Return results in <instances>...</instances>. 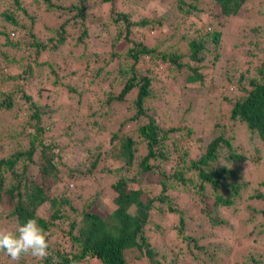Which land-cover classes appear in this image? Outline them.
Here are the masks:
<instances>
[{
    "label": "trees",
    "instance_id": "trees-1",
    "mask_svg": "<svg viewBox=\"0 0 264 264\" xmlns=\"http://www.w3.org/2000/svg\"><path fill=\"white\" fill-rule=\"evenodd\" d=\"M12 1L15 8L24 10L22 0ZM42 1L57 18L55 25L43 27L45 32L39 30L43 35L35 27L26 32L12 7H0V16L10 25L0 28L4 37L0 43V143L12 148L5 153L0 147V205H8L16 227L36 219L45 229L58 264L89 259L98 264H227L217 255L218 246L210 244L213 240L208 242L197 230L191 233L193 224L196 228L206 224L212 237L236 222L242 235H254V245L264 249L260 238L264 235V192L260 189L264 180L250 184L242 168L249 161L257 167L264 163V0H171L165 10L174 9L179 28L185 22L188 30H183L185 36L181 34L186 44L175 52L160 51L133 37L135 33L144 37L166 20L163 16L146 13L135 19L139 16L135 10L120 8L114 0ZM242 9L246 10L245 23L237 30L230 52L224 44L226 27ZM90 16L105 27L109 19L119 26L109 56L101 57L104 48L93 49L88 43L91 29L86 20ZM16 34L26 37L21 40ZM64 46H70L67 53L61 51ZM220 60L224 61L222 98L229 106L226 122H216L205 129L204 136L203 131L198 136L187 130L186 139H177L181 128L164 126L155 115L154 72L166 63L173 72L185 69L182 80L191 88L189 84L203 85L205 68L215 70ZM112 102L128 103L127 117L113 131ZM77 115L83 119L76 128L71 116ZM128 124H135V135L128 133ZM79 129L109 136L101 144L105 147L84 146L87 168L83 173L99 171L112 177L107 196L113 208L102 216L85 207L77 221L64 204L77 209L69 204L70 199L60 198L59 191L82 170L78 163L74 167L67 163L64 169L56 158L64 147L76 143ZM24 138L25 147H12ZM186 140L197 149L188 152L183 146ZM30 163L37 169L31 170ZM195 198L196 208L188 205ZM261 200L259 208L257 203L248 205ZM45 204L52 209L48 218L39 212ZM56 220L68 224L70 249L57 241L51 243ZM166 236L169 240L164 242ZM257 254L249 252V258ZM258 256L252 259L254 263L261 262ZM26 261L24 257L20 264ZM39 264H52V258Z\"/></svg>",
    "mask_w": 264,
    "mask_h": 264
},
{
    "label": "rangeland",
    "instance_id": "rangeland-1",
    "mask_svg": "<svg viewBox=\"0 0 264 264\" xmlns=\"http://www.w3.org/2000/svg\"><path fill=\"white\" fill-rule=\"evenodd\" d=\"M170 1L171 0H114V3L120 8L122 7L126 10H135L134 13L136 15H139L135 19H139L141 15H144L146 13H149L150 16L154 17L163 16L166 20L162 21L161 24H155L148 32L145 33L144 37H141L139 33H135V36L133 37L137 40H143L151 47L156 45L159 48L158 50L160 51L175 52L183 48L185 42L181 41V34H187V32L183 33V30H188L186 27L187 23L185 22L181 23V27L179 28L180 23L177 24L179 19L175 14L174 9H169L168 11L165 10ZM21 2L24 10L15 8L13 6L12 0H0V7H12L13 9L11 11H14L13 15L15 16V18H17L20 23H23L27 27L26 32H28L30 29L34 30V27L37 31H39L43 30V27L46 28V25H55L57 19L56 13L52 10H48L44 1L22 0ZM63 2L65 4L69 3V1ZM245 12L246 10L242 9L239 13V17L237 16L238 18L236 17L230 19L226 27V40L224 44L225 46H227V49H230V52L233 51L234 48V42L237 38V30H239L240 27L245 23V21H242V19H244L245 17ZM37 18H40V20L36 21ZM62 18L60 19V22L63 21ZM105 18H109L107 11L105 14ZM93 21H95V16H90L89 21L86 20V23L89 24V27L91 29L90 36L87 39L88 43L92 46L93 49L104 48L103 50H101V57L109 56L107 53L109 52L108 49L111 48V39L118 32L119 26H115L110 19L108 20L106 27L104 23ZM3 27L7 29L10 28V25H8V22L2 16H0V28ZM43 32H45V30H43ZM43 32L39 31V34L43 35ZM16 36H18V34H16ZM18 37L23 40L25 39L26 35L21 34V36ZM3 41L4 37L0 35V43H3ZM69 50L70 46H64L61 49L62 53H67ZM50 58L54 59L55 56L52 55ZM223 63V60L218 61L217 66L213 71H211L210 68H205V83L203 85H200L198 83V85L194 86L189 84L191 88H187L184 81L182 80L181 74H184L185 69L180 70V72H173L168 69V63H166L158 66V68L154 72V79L152 83V102L157 107V112L155 115L157 116V119L163 122V125H178V127L181 128V132L176 136L177 139H186L185 134L187 130H191L193 135L198 136L203 131L204 136L205 129L212 128L216 122H226L229 106L222 98V88L220 86L222 72H224V69L222 68ZM144 66H146V64H144ZM17 73H15L14 75H16ZM210 80L213 81L212 84L210 83ZM21 84L23 85L24 82H21ZM25 84L27 83L25 82ZM125 107H128L127 102H112L111 104H109V116L112 119L110 121L111 131L118 129L119 123L123 121L125 117H127L125 114ZM92 109L96 110L95 107H93ZM177 109L179 110L178 115H176ZM171 110L174 111L171 114L173 119L168 116L169 111ZM182 113H184V117L180 118V115ZM82 119L83 116L81 117L80 115H77L76 117L71 116V121H74L73 124L76 128L78 127L76 124L77 121H82ZM135 128V124H128L126 126V129H128V133L131 135H135ZM108 137L109 136L107 134H105L103 137H99L97 136V134H92V132L89 130L79 129L74 136V138L76 139V143L64 147L60 156H58V159L56 158V162L64 164V169L65 164L67 163H69L71 167L76 166V164L78 163L77 166L82 170L75 177L69 179L68 183L67 181H65L64 184H68L67 188L59 191L60 198L70 199L69 204L77 209V211L75 212L67 204H64V209L72 219L77 218L76 220L79 221L81 211L85 207L92 211H96L102 216L109 213L113 208V205L111 204L107 196V192H109L108 185L112 177H104V174L99 173V171H95L92 174L83 173V171H85V169L87 168L86 162H84V146L88 144H99L100 146L105 147L101 144H106L109 139ZM26 144V138L19 139L12 144V147H25ZM183 146H187L186 148L188 152L191 149H197L194 145H192V143H189L188 140L183 143ZM0 147L4 149L5 153H9V151H12V148L8 145V143H0ZM198 148L200 149V147ZM262 153L264 154V151ZM80 155L82 156L81 159L77 160ZM111 157L112 156H110L108 153V160H110ZM236 166L237 165H235V167ZM29 167L31 170L37 169L34 163H30ZM242 168L244 169L246 178L248 179V182L250 184H257L259 181L264 180V163H260V165L257 167L253 162L249 161L248 163L244 164ZM260 189L264 192V188ZM196 201L197 199L195 198L194 201H191L192 203H189L188 205H194L196 208ZM3 204L5 205H0V228L15 229V217L12 218L9 216L10 209L7 208L8 205L5 202H3ZM251 204H254L257 208H259L263 205V202L261 200L259 202L254 201L248 203L249 206H251ZM245 207L246 212L249 209H247V203ZM181 208L184 209V205L181 206ZM51 210L52 209L51 207H49V204H45L40 207L39 212L44 217L48 218L51 215ZM191 214L192 210L188 215ZM163 223L166 224L165 222ZM193 227L191 229L193 232H191L190 230L189 232L195 233L197 230V232L200 233L199 235H201L202 232V235L205 236L206 240L208 239V242L209 240H213L212 243L210 242V244L218 246L217 255H220L222 258H224L223 262L226 261L227 264H246L245 262H247V264H264L263 246L254 245L252 241V237L254 235L249 237L242 235V231L240 227H238V224L236 222L233 223L231 228L228 226V228L224 231L212 233V237L211 232L206 227V224H204L203 226L201 224V228H198L197 226L198 229L196 228V224H193ZM67 230L68 224L66 222L64 223L56 220L54 222L53 228H51V243L52 241H57L62 245V247L65 246L66 248L70 249L71 246L69 236L67 235ZM58 232L64 233L65 237L62 238L60 233ZM161 235H158L157 238H155L157 240L154 239L155 243L153 244L155 246H157L156 242L160 240ZM260 236V238H262V242H264V235L262 234ZM163 239L164 242L169 240L167 236ZM205 239L203 240L205 241ZM59 244H56L54 246H57ZM73 249H76V246H74ZM133 252L134 254H138V252L136 251ZM249 252L253 254L259 252L260 256H258L259 254H257L255 257L257 258L258 256L261 259V262L254 263L252 259H255V257L250 256V259ZM26 259V263L23 262V264H39V261H36L31 256H27ZM0 264H13V262L3 253H0ZM78 264H98V262L96 263V260L89 259L86 262H80Z\"/></svg>",
    "mask_w": 264,
    "mask_h": 264
},
{
    "label": "clouds",
    "instance_id": "clouds-1",
    "mask_svg": "<svg viewBox=\"0 0 264 264\" xmlns=\"http://www.w3.org/2000/svg\"><path fill=\"white\" fill-rule=\"evenodd\" d=\"M0 253L7 256L13 264L31 256L36 261L49 257L52 264H58L56 257L50 251L49 239L45 229L36 219H28L15 229L0 228Z\"/></svg>",
    "mask_w": 264,
    "mask_h": 264
}]
</instances>
